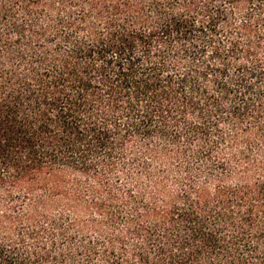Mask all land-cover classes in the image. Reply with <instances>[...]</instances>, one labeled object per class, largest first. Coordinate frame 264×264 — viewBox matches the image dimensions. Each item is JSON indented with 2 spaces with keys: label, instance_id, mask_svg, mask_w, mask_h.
Returning <instances> with one entry per match:
<instances>
[{
  "label": "trees",
  "instance_id": "obj_1",
  "mask_svg": "<svg viewBox=\"0 0 264 264\" xmlns=\"http://www.w3.org/2000/svg\"><path fill=\"white\" fill-rule=\"evenodd\" d=\"M0 264H264V0H0Z\"/></svg>",
  "mask_w": 264,
  "mask_h": 264
},
{
  "label": "rangeland",
  "instance_id": "obj_2",
  "mask_svg": "<svg viewBox=\"0 0 264 264\" xmlns=\"http://www.w3.org/2000/svg\"><path fill=\"white\" fill-rule=\"evenodd\" d=\"M226 128H228V126H226Z\"/></svg>",
  "mask_w": 264,
  "mask_h": 264
}]
</instances>
